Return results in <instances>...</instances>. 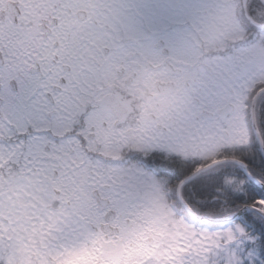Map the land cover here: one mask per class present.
<instances>
[{"label":"snow or ice","instance_id":"6c2138e0","mask_svg":"<svg viewBox=\"0 0 264 264\" xmlns=\"http://www.w3.org/2000/svg\"><path fill=\"white\" fill-rule=\"evenodd\" d=\"M94 6L95 14L82 18L81 29L65 38L61 47L54 48L51 32L37 29L30 13L18 9L15 0H0V175L7 172L32 178L43 174L65 192L79 188L90 193L86 209L75 199L69 201L67 227L60 225L68 239L78 236L92 216L99 221L112 213L138 209L145 183L144 177L131 169L84 150L80 133L88 110L79 116L75 113L92 98L99 75L87 63L89 51L106 48L105 59L111 62L135 48L170 50L177 40L175 26L198 7L191 0H97ZM48 8H55L57 15L61 10L68 11V5L61 0H51ZM46 19L51 28V11H47ZM255 78V68L245 66L234 77L242 80V85L237 88L229 81L221 87L234 103L250 95L248 85ZM13 80L15 89L9 86ZM256 100H264V92L257 91ZM221 103L215 86L210 85L192 105V126L204 127L223 111ZM244 103L246 107L247 101ZM103 118L102 111L95 114V119ZM67 128H71L63 136L67 143L61 141V148L55 152L59 159L42 168L40 162L55 141L52 133L60 134ZM76 143L80 145L77 152L69 151ZM260 167L264 172V149ZM200 170L198 166L196 171ZM260 185L249 183L251 199L229 217L232 226L223 230L231 234L228 243L221 242L210 249L206 258H181L180 264H264V180ZM232 199L241 201L243 196ZM4 243L0 239V245ZM0 264H5L3 254Z\"/></svg>","mask_w":264,"mask_h":264},{"label":"rangeland","instance_id":"374dc122","mask_svg":"<svg viewBox=\"0 0 264 264\" xmlns=\"http://www.w3.org/2000/svg\"><path fill=\"white\" fill-rule=\"evenodd\" d=\"M96 2L97 0H90V9L93 11L96 10ZM191 2L198 7L186 13L183 20L175 26L177 37H203L212 44V49L219 50L244 38L243 29L236 19L235 0ZM187 20L191 22L190 27H184ZM245 30L248 31L247 27ZM245 66L254 67L256 72L254 82L248 85L249 93L264 82V32L257 42L237 50L233 55L204 59L201 72L203 90L193 93L199 98L211 85L215 86L220 99L225 97L227 93L221 85H226L229 81L237 88L242 85L243 81L234 77ZM109 77L110 74L107 73L108 80ZM185 96L188 99L190 93L187 92ZM247 97L248 95H244L232 102L235 111L225 119V123L219 121L217 132H207V128H203L201 132H196L195 128L186 132L187 148L191 147L193 151L199 149L202 161H209L210 164L223 159L224 151L247 145L249 134L244 118V101ZM223 104L221 103V107ZM190 111L191 100L187 115L180 116L188 118ZM70 129H64L59 135ZM60 142L55 147L50 145V152L53 154L44 156L40 162L42 168L51 166L59 159L55 152L61 148ZM63 143L66 144L67 141ZM73 148L74 146L69 151ZM220 153L221 158L218 159ZM138 174L144 177V189L151 188V194L145 196V199L142 196L138 214L131 220L130 226L125 224L127 217L124 215L119 224L114 222L113 225L120 227V233L108 239L104 238L99 229V221L94 216L89 218L79 235L71 239H68L60 227H67L66 221L70 219L67 211L71 207L70 199H75L81 208L86 209L90 193L79 188L74 192H65L43 174L32 178L7 172L0 175V239L6 241L0 245V254L6 258V264H180L181 258H206L210 255V249L232 239L230 233L223 231L231 227L232 222L217 228H202L185 221L178 213H172L170 204L173 199L168 201L163 197L165 181L146 177L141 172ZM54 191H58L59 195ZM173 191L175 194L177 185L164 194L168 192L171 195ZM182 208L184 209L183 206ZM190 209L193 210L192 207ZM129 242L134 243L132 251L136 259H121V252ZM182 252L189 254L183 256Z\"/></svg>","mask_w":264,"mask_h":264},{"label":"flooded vegetation","instance_id":"af4514ba","mask_svg":"<svg viewBox=\"0 0 264 264\" xmlns=\"http://www.w3.org/2000/svg\"><path fill=\"white\" fill-rule=\"evenodd\" d=\"M15 2L18 9L34 17L37 29L51 32L54 48L61 47L65 38L81 29L82 18L87 19L96 11L90 9V0H61L68 5V11L65 13L61 10L59 15L55 8H48L51 0ZM47 11H51L53 15L51 28L46 19ZM236 19L240 23V17L237 16ZM185 23V27H190L189 20ZM241 27L244 38L249 37L245 27ZM128 42L129 38L126 37L124 43ZM212 48L208 39L203 37H177L170 50L160 52L135 48L124 58L111 62L105 59L108 49L96 48L89 51L87 63L93 65L99 75L93 86L92 98L82 103L75 113V116H79L88 110V118L80 133L85 141L84 150L117 162L137 174L141 172L146 177L161 179L165 184L171 182L170 178H173V183L175 179L184 176L187 167L195 166L196 170L201 165V151H193L191 147H188V151L186 132L193 128L196 132H201L203 128H207V132H217L219 121L225 123V119L230 116L217 113L204 127H193L190 123L192 105L199 100L193 92L203 90V61L216 58L214 54L219 52V49ZM107 73L110 74V80L107 79ZM9 86L15 89L16 81H11ZM187 92L190 93L188 99L185 96ZM221 99L223 106L230 103L228 93ZM190 100L191 111L188 118L184 119L180 115H187ZM98 111L104 113L102 120L95 119ZM47 115L51 116L52 113ZM75 123L79 121L76 120ZM70 131L71 129L64 134ZM64 134L52 133L55 141L50 144L51 147L57 146ZM50 145L47 155L53 154L50 152ZM79 148V143H76L71 152L76 153ZM154 168L158 169V173H163L164 177L155 175ZM149 194L151 188L147 187L142 196L145 199ZM163 197L169 201L168 193ZM175 199L177 200V194ZM170 208L172 213H178L172 204ZM138 210L139 208L124 214L116 213L112 225L115 221L119 224L124 215L127 217L125 224L130 226ZM103 222L104 219L99 220V226ZM118 230L120 231V227Z\"/></svg>","mask_w":264,"mask_h":264},{"label":"trees","instance_id":"16d2710c","mask_svg":"<svg viewBox=\"0 0 264 264\" xmlns=\"http://www.w3.org/2000/svg\"><path fill=\"white\" fill-rule=\"evenodd\" d=\"M238 11L240 12L242 23L247 27L248 32L250 33V37L247 40L248 44L252 45L258 41L260 34L263 33L264 29H255L252 27L248 21L244 18L241 7L239 4V0H236ZM249 14L256 22H264V1L262 0H250L249 6ZM264 85V82L258 84L255 88L259 90L263 87H259ZM256 91L249 92L248 100L252 98ZM257 115L258 121L257 126L261 133V137L264 144V100L258 101L257 104ZM248 114V111H247ZM249 116V114H248ZM248 128H249V138L247 145H239L233 150H227L222 153L224 157L222 158H230L234 157L244 163L247 164V170L249 173L256 178L257 180H264V172L261 171L260 161H261V153L259 151V145L256 141L254 135L252 134L251 127L248 119ZM217 156L218 159L221 157ZM209 163V161H201V166H205ZM194 167H187L185 171V175L181 178L175 179V182L171 183L173 178H170V183L167 184L166 189H174L175 185L179 181H181L184 177L189 175ZM155 174L160 176L163 173H158V169L154 168ZM178 175L180 171L177 172ZM249 181L242 169L234 164H225L222 166H218L215 169L201 174L197 178L193 179L189 183H187L182 189V195L186 203L193 208L196 214L200 216H208L211 218H225L233 213L240 210L244 207L245 202L251 199V194L249 192ZM235 196H243V200L235 201L232 198ZM171 197L173 199L174 205L176 208L181 211L186 220L194 222L190 219L186 213L184 212L181 205L176 201L174 191L171 193ZM196 225L205 227L211 226L212 228H217L219 225H207V224H199L194 222ZM129 242L128 246H124V251L121 252V259L124 260H133L136 259L132 254L131 244ZM125 244V243H124ZM130 252V253H128ZM6 264V258L3 257Z\"/></svg>","mask_w":264,"mask_h":264},{"label":"water","instance_id":"95a60500","mask_svg":"<svg viewBox=\"0 0 264 264\" xmlns=\"http://www.w3.org/2000/svg\"><path fill=\"white\" fill-rule=\"evenodd\" d=\"M242 1V6L244 9V13L246 15V17L248 18V20L251 22L252 25H254L255 27H264V23L262 24H257L255 23L246 13V1L247 0H241ZM258 92H264V88L259 90ZM257 94V93H256ZM256 94L253 97L252 101H251V106H250V119H251V126H252V130L253 133L255 135V138L258 141L259 144V151L261 153L262 149H264V144H263V140L261 138V134L257 128L256 125V119H255V112H256V103L258 100H256ZM223 111L221 113H230L234 110V106L232 104H228L227 106H225L224 108H222ZM206 116L209 115V113H205ZM224 164H234L237 165L238 167H240L242 169V171L244 172L245 176L253 183H256L258 186L260 185V181H258L257 179H255L254 177H252V175L248 172L247 170V165L239 160L236 159H221L215 162H212L202 168H200V171H195L193 174H191L190 176H188L187 178H185L182 182L179 183L178 187H177V195H178V199L179 201L183 204V207L185 208V210L187 211V213L195 220H197L198 222H203V223H210V224H224V223H228L231 222L229 217L226 218H220V219H213V218H203V217H199L197 216L195 213H193L191 211V209L188 207L187 204H185V202L181 199L180 196V190L182 188V186L186 183H188L189 181L193 180L195 177L204 174L218 166L224 165ZM56 195H59V193L57 192ZM243 209V207L239 210L241 211ZM115 217V213H112L109 217H106V221L110 222L113 218ZM101 230L103 233H105L106 235H114L118 233V229L111 227L109 224H105L101 226ZM189 253L188 252H183L184 256H187Z\"/></svg>","mask_w":264,"mask_h":264}]
</instances>
